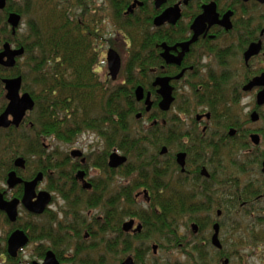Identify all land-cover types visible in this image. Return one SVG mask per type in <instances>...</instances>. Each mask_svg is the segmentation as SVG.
Returning <instances> with one entry per match:
<instances>
[{
	"label": "flooded vegetation",
	"instance_id": "flooded-vegetation-1",
	"mask_svg": "<svg viewBox=\"0 0 264 264\" xmlns=\"http://www.w3.org/2000/svg\"><path fill=\"white\" fill-rule=\"evenodd\" d=\"M5 1L6 6L0 12L8 7V1ZM123 1L127 6L124 16L135 15L132 41L135 39L141 49L147 50V55L134 64V76L141 82L134 89L139 111L135 115L136 122L128 128L132 129L133 135H143L139 139H143L145 134L152 157L158 154L165 160L166 178L162 190L165 198L169 190L179 187L187 194L184 198L190 204L196 200L197 205L211 209L193 219L190 216L181 219L178 222L180 237L185 239L181 234L182 224L185 228L190 224L194 237L203 232L196 220L199 217L205 224L201 223L212 228L208 248L222 254L224 245L218 220L226 211L224 206L233 211L237 205L232 196L235 170L245 168L250 177L253 172L264 177V104L259 102V96L264 92V3L258 0H166L157 6L156 0ZM68 5L71 7L69 1ZM210 5L215 6L217 19L211 16L201 21L206 13L205 7ZM175 9L177 16L174 22L156 24V19ZM84 12L83 9L82 17L87 14ZM12 13L15 12L7 14V20ZM68 13L72 22L78 21V18L73 19L75 15L72 16L69 10ZM225 16H228L227 20ZM93 18L94 15L83 18L84 27L97 32L100 40L101 28L96 27ZM198 21L201 24L196 26ZM118 31L124 34L127 46L128 56L125 62L120 56L118 76L124 84L123 72L130 61L131 39L126 35L127 31ZM108 52L104 60L106 64ZM159 80H168L172 89L173 102L169 110L160 107L163 97L159 93L162 89L157 84ZM103 85L105 88V81ZM138 88L144 91L142 101L136 98ZM148 97L150 109L145 103ZM146 117L145 127L143 120ZM92 135L98 142L104 141L96 133ZM253 136L259 137V144L253 142ZM89 147L94 146L91 144ZM75 149L69 157L76 164H67L68 171L43 172L37 169L33 172L40 160L38 156L33 157L35 164L33 161L28 164L24 157L19 156L11 168L0 170V185L3 184L0 193L4 201H18L16 220H11L6 211H0V264H50L49 254L54 256L52 264H105L106 255L99 252L93 255L100 243L106 252L108 243H115L116 264H124L128 259L133 264H143L145 256L150 255L152 259L160 257L166 246L171 247L173 235L163 236L162 240L161 235L151 234V229L147 228L149 224L145 225L138 216H122L124 207L132 204L131 213L136 211L148 218L153 215L154 208L159 207V197L149 187L141 186L133 191L124 189L128 187L125 186L128 181H124L123 173L130 172L132 157L119 147L109 153L103 148L99 154L97 151L84 153ZM76 152L81 155L74 156ZM113 154L125 158L126 162L116 168L110 167ZM179 156L183 157V165L178 162ZM19 159H23V167L16 166ZM13 172L23 183L10 188L9 175ZM39 175L43 178L31 203L41 208L43 193L48 194L51 200L42 212L34 213L23 199L25 184L33 182ZM50 178L53 179L51 183L63 184L67 200L60 191L49 188ZM44 184L47 186L42 189ZM108 191L115 193V218L107 213ZM128 193L130 196L125 195ZM55 196L64 203V207L57 211L51 209L56 204ZM253 199L251 203L240 199L238 207L246 209L264 200V191ZM21 212L26 214L27 220L22 221ZM130 224L132 226L126 230ZM194 225L198 227L197 232L193 230ZM215 225L220 226L222 249L212 244ZM16 232L23 233L25 243L12 255L10 239ZM107 234L115 237L105 239ZM96 239H101V242H95ZM123 242L132 245V250L125 255H122ZM30 248L31 259L27 261L23 256ZM138 255H141L139 259Z\"/></svg>",
	"mask_w": 264,
	"mask_h": 264
},
{
	"label": "trees",
	"instance_id": "trees-1",
	"mask_svg": "<svg viewBox=\"0 0 264 264\" xmlns=\"http://www.w3.org/2000/svg\"><path fill=\"white\" fill-rule=\"evenodd\" d=\"M7 1L8 7L0 12L2 18L0 26L4 25L3 34H6L8 13L15 12L22 17L25 15V12L12 7L13 0ZM109 1L113 10V20L119 29L127 31L126 35L131 39L130 61L123 72L124 84L104 88V81L100 82L95 78L94 56L91 55L94 51L91 47L94 48L92 43L97 38V32L95 33L93 29H85L86 23L82 20L85 18L84 15L79 17L78 21L72 22L68 10L52 13L45 29L33 23L29 24L28 42L20 41L17 37L9 41L16 48H24L25 55L18 60L14 69H5L0 66V114L5 111L8 104L3 80L18 76L23 78V88H26L27 93L33 97L35 109L28 114L18 129H0V170L3 172L11 168L14 160L19 156L24 157L28 164L32 163L34 156H38L40 160L36 163L35 170L32 169L33 172L37 169L43 172L62 171L63 163L55 161V153L49 151L47 145L42 143V139L51 138L55 141L73 143L85 131H92L106 140L108 149L119 147L125 154L132 157L133 164H137L138 177L127 182L125 186L128 187L124 189L133 191L138 187L147 186L159 197V200L157 199L159 207L154 208L150 218L136 211L131 213L134 204L124 207L122 216H138L144 220L145 225L149 224L147 228L151 229V234L161 235L162 240L163 236L173 235L171 243L179 247L182 237L179 235L178 222L188 216L193 219L192 217L205 214L211 209L197 205L196 200L190 204L189 200L184 198L187 194L181 192L179 187L169 190L165 198V193L162 192L165 185L163 180L166 178L163 165L165 160L158 154L152 157L147 149L148 138L145 134L143 139H139L143 135H133L132 129L128 128L130 121L136 122L135 115L139 111L134 98V89L141 82H138L134 76V64L138 63L140 57L147 55V50L141 49V45L139 47L135 39L132 41L135 15L124 16L123 13L127 7L125 1ZM48 4L51 6V1ZM77 4L81 5L80 2ZM57 20H59L58 23H56ZM89 26L93 25L89 23ZM54 31H59L61 34L55 36ZM11 35L12 33L8 37ZM90 55L91 59L87 60ZM24 60L25 63H21ZM30 79L31 82H29ZM29 83L31 87L28 89ZM108 149L107 153H109ZM234 177L232 196L237 205L233 210L240 204V199H242L241 202L251 203L254 197L263 193V176L259 178V182H255L253 177L248 176L245 168H239L235 170ZM52 180L49 179V188L60 191L67 200L66 193L62 189L63 184L51 183ZM113 191L107 193L109 203L107 213L108 216L115 218L117 207ZM125 195L130 196L129 193ZM251 206L255 207L254 203ZM224 209L230 211L225 206ZM200 216L203 217V215ZM196 220L200 222L201 231L205 229L203 220L199 217ZM114 246L115 243H108V254L111 252L116 255ZM131 250V243L123 242L122 255ZM191 252L197 257L195 261L192 256V264H207L205 260L208 257L207 252L202 251L199 245H195ZM140 257L141 255H138L137 258Z\"/></svg>",
	"mask_w": 264,
	"mask_h": 264
},
{
	"label": "rangeland",
	"instance_id": "rangeland-1",
	"mask_svg": "<svg viewBox=\"0 0 264 264\" xmlns=\"http://www.w3.org/2000/svg\"><path fill=\"white\" fill-rule=\"evenodd\" d=\"M13 1L12 7L16 10L25 12V15H23L22 25L19 27L15 37L13 35H11L12 38L8 37L10 33H12L11 27H8V25L5 26L6 34H3L2 30L4 25L0 26V50L3 48L5 43L14 40L16 37L20 39V41L28 42V37L30 35V23H33L39 28L43 27V29H45L44 27H46V23L48 24L51 15H53L52 13L60 11L65 12L69 10L72 16L75 15L73 19H76L82 17L84 9L85 12L87 11L85 18L89 17V15H94L93 23L96 20V27L101 28V39L99 40V36L97 35V38H95V41L92 43L94 48L91 47L92 51H94L93 53L91 52V55L92 57L94 56L95 65L93 66V69L96 71L95 78H97V80L101 78V81H105L106 87H115L116 85L122 84V79L120 77H118L116 82L111 81L107 64L104 61L106 59V54L110 49H115L122 57L123 62H125L128 56L127 46L124 44V34L118 31L119 28L113 20V10L109 0ZM49 1H51V6L48 4ZM68 1L70 2L71 7H68ZM78 2H80L81 5H78ZM223 2H225V0ZM27 11L29 12L27 13ZM0 19L2 18L0 17ZM58 22L59 20H57L56 23ZM7 39L10 40L7 41ZM96 50L98 53H96ZM89 54L90 53H88V55ZM91 55L90 58H87V60L91 59ZM21 63H25V60L21 61ZM29 82H31V79ZM30 87L31 83L28 84L27 88L29 89ZM22 92L28 91L26 88H23ZM147 120V117L143 120L145 121V127L147 125ZM133 124L134 121H130V126H133ZM92 134H94L92 131H85V133L80 135L73 143L55 141L51 138H43L42 143L47 145V148H49L51 153H55V161L63 163V170L65 169V171H68L67 164L70 166L76 164L75 160H72L69 157V154L75 148V150L80 149L84 153L97 151V154H99L103 148L106 150L108 149V143L106 140L98 142L97 138ZM75 142H77V144L74 145ZM91 144L94 147H89ZM111 150L112 149H108V152ZM138 173L137 164L132 163L130 172L123 173L124 181L126 179L128 182L132 181L131 179L138 177ZM252 177L254 180H258L259 178L261 179L257 172H253ZM46 186L47 185L44 184L42 189H45ZM0 187L3 188V184H1ZM55 202L56 204L52 205L51 209L57 211L59 208L64 207V203L59 197H56ZM254 208L257 209L254 210ZM20 215L22 217V221L28 219L24 212H21ZM60 217H62V215ZM60 217L59 219L61 220ZM218 222L221 224L220 226L222 228L220 233V239L224 245L222 254L215 252L214 248H208V243L211 240L212 228L205 227L203 232H200L199 236L194 237L190 232V224L187 228H185L182 224L181 234L185 237V239L182 238L179 247L174 246L170 241L171 247L166 246L165 249L160 252V257L152 259L150 255L145 256L143 264H192V256L195 261L197 260L195 254L191 252L195 245H199L202 251H205V253L207 252L208 257L205 259L207 264H221V261L226 258L230 261V264H264V200L255 204V207L250 206L246 209H241L237 206L233 211H226ZM110 237L115 236L107 234L104 238L107 239ZM95 242L99 243L101 242V239H96ZM190 244H192V246H190ZM101 245L102 243H100L98 251H95L93 255H96V253L99 252L102 255H106V264H116L114 255L111 252L108 254V252L104 251ZM30 253L31 248L25 253L27 255L23 256L27 261L31 259V257H29Z\"/></svg>",
	"mask_w": 264,
	"mask_h": 264
},
{
	"label": "water",
	"instance_id": "water-1",
	"mask_svg": "<svg viewBox=\"0 0 264 264\" xmlns=\"http://www.w3.org/2000/svg\"><path fill=\"white\" fill-rule=\"evenodd\" d=\"M166 0H156V5L160 6L163 4ZM248 1V0H246ZM260 2L264 3V0H258ZM6 6L5 0H0V10H3ZM206 13L204 16L200 18L201 21H204L205 19H208L209 17L213 16V18L217 19V14L215 12V6L210 5L208 7H205ZM177 9L171 10L164 14L163 16L156 19V24H162L165 21H173L174 17L177 16ZM228 16H225V20H227ZM8 24L12 28V32L14 35H16L17 29L20 27L22 22V17L17 13L10 14L8 20ZM174 22V21H173ZM201 22L198 21L195 25H200ZM25 53V50L23 48L20 49H13L12 45L7 42L4 44L2 50L0 51V66L5 69H13L17 65V59L21 58ZM107 64H108V71L109 76L113 81H116L121 70V57L115 50H110L107 55ZM3 84L6 91V100L8 101V105L5 109V111L0 115V129H9L11 127L19 128L21 124L24 122L27 114L29 112H32L35 108V101L32 98V96L28 93H22V87H23V79L21 77L17 78H7L3 80ZM161 85L162 89L159 92L162 97L163 101L160 104V107L163 110H169L171 103L173 102L172 99V89L169 87V81L168 80H159L158 83ZM136 98L138 101L144 100V91L142 88H138L136 90ZM259 102L261 104H264V92L260 94L259 96ZM146 105L148 106V109H150V102L149 97L146 100ZM252 140L255 144H259V137L253 136ZM165 152V150H163ZM74 156H80L81 154L76 152L73 153ZM126 162V159L123 157H120L117 154H113L110 157V167L116 168ZM179 164L183 165V157H178ZM16 166L23 167L24 161L23 159L17 160L15 162ZM264 173V162H263V170ZM42 175H39L33 182L26 183V194L23 199V203L29 208L31 212H42L44 208L49 204L50 197L48 194H41L42 199V207L36 208V204H32L31 201L35 197V189L38 186V183L42 180ZM23 183L22 180L18 179L16 177V174L13 172L9 175V181L8 184L10 188H14L16 185ZM18 205V201L7 203L3 199V195L0 193V211H6L11 220H16L17 212L16 207ZM132 226V224L127 225L126 230H129V228ZM193 230L197 232L198 227L193 226ZM219 231L220 226L215 225L214 226V236L212 238V244L218 248L222 249V244L219 239ZM25 243V238L22 232H16L10 239V253L12 255H15L17 250ZM54 256L52 254H49L48 256V262L52 264ZM124 264H133L131 259H128ZM222 264H229V260H225Z\"/></svg>",
	"mask_w": 264,
	"mask_h": 264
},
{
	"label": "bare ground",
	"instance_id": "bare-ground-1",
	"mask_svg": "<svg viewBox=\"0 0 264 264\" xmlns=\"http://www.w3.org/2000/svg\"><path fill=\"white\" fill-rule=\"evenodd\" d=\"M54 34H56L55 36H59L61 34V32L59 31H54ZM18 77H21V76H18ZM14 78H17V77H14ZM22 78V77H21ZM23 79V78H22ZM102 125H104V123H102Z\"/></svg>",
	"mask_w": 264,
	"mask_h": 264
}]
</instances>
